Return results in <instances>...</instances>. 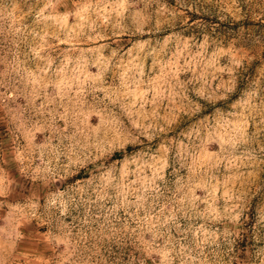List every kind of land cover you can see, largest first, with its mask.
<instances>
[{"label": "rangeland", "instance_id": "374dc122", "mask_svg": "<svg viewBox=\"0 0 264 264\" xmlns=\"http://www.w3.org/2000/svg\"><path fill=\"white\" fill-rule=\"evenodd\" d=\"M0 264H264V0H0Z\"/></svg>", "mask_w": 264, "mask_h": 264}]
</instances>
